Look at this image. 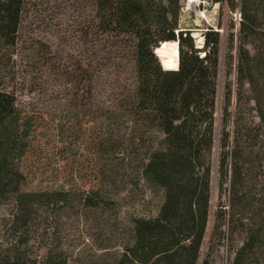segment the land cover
Returning <instances> with one entry per match:
<instances>
[{"label":"trees","instance_id":"trees-1","mask_svg":"<svg viewBox=\"0 0 264 264\" xmlns=\"http://www.w3.org/2000/svg\"><path fill=\"white\" fill-rule=\"evenodd\" d=\"M228 2L234 8L237 0ZM25 4L0 0V206L13 204L11 224L17 225L0 264H72L53 250L38 257L25 249L33 211L45 201L66 204L71 195L62 187L24 189L23 161L41 120L10 83L18 79L12 56L24 41ZM70 5L77 15L72 29L62 30L59 49L31 37L27 59L35 68L57 63L78 76L77 90L65 99L78 106L80 84L86 87L96 146L137 162L140 177L162 196L154 215L131 218L121 246L102 254L106 264H217L211 251L199 261L215 176L226 202L215 211L209 249L222 245L228 264H264V0H239L236 30L222 37L204 26L200 47L192 36L197 26L182 21L184 0ZM168 42L178 45L176 69L164 68L155 52ZM5 54L12 70L2 74ZM115 75L124 76L116 88ZM26 76L35 92L41 76ZM80 199L99 207L102 188L91 187Z\"/></svg>","mask_w":264,"mask_h":264},{"label":"rangeland","instance_id":"rangeland-1","mask_svg":"<svg viewBox=\"0 0 264 264\" xmlns=\"http://www.w3.org/2000/svg\"><path fill=\"white\" fill-rule=\"evenodd\" d=\"M70 2L25 0L21 38L24 41L12 56L16 60L14 68L18 79L10 83H16L19 101L41 114L31 149L23 161L24 189L51 191L62 187L71 191L66 204H47L45 200L49 195L41 198L45 204L33 211L25 226L28 240L25 249L38 257L53 250L58 256L68 257L72 264H106L102 254L109 248L121 246L123 238L130 233L131 218L154 215L162 196L160 190L149 189L140 177L137 162L129 163L111 156L107 147L96 146L93 130L97 125L86 114V87L80 84L78 106L65 99L77 90L78 76L58 69L57 63L35 68L27 59L30 44L34 43L31 37L49 42L54 50L59 49L63 42L62 30H71L72 16L77 15ZM239 11V0L234 8L228 0H197L195 3L184 0L182 21L197 26L192 29V35L196 45L201 46L204 26H213L225 37L228 31L236 30L238 22L234 14ZM37 46L40 47L38 43ZM45 51L43 47L44 59L50 57ZM1 62V67L6 66L2 74L12 70L13 62L8 55L5 54ZM26 74L36 80L41 76L35 92H30L35 85L25 81ZM123 78L111 77L115 88ZM220 104L219 91L218 112ZM91 187L102 188L103 200L99 207H87L80 199ZM219 201L226 202V196L219 197L215 176L211 182L209 217L199 261L211 251L213 262L228 264L230 255L222 245H215L211 250L208 246ZM13 209L12 203L0 206V250L10 245L17 226L11 224Z\"/></svg>","mask_w":264,"mask_h":264},{"label":"bare ground","instance_id":"bare-ground-1","mask_svg":"<svg viewBox=\"0 0 264 264\" xmlns=\"http://www.w3.org/2000/svg\"><path fill=\"white\" fill-rule=\"evenodd\" d=\"M197 0H186L187 3H195ZM164 68L176 69L178 66V45L175 42L163 43L155 49Z\"/></svg>","mask_w":264,"mask_h":264},{"label":"built area","instance_id":"built-area-1","mask_svg":"<svg viewBox=\"0 0 264 264\" xmlns=\"http://www.w3.org/2000/svg\"><path fill=\"white\" fill-rule=\"evenodd\" d=\"M234 20H236L237 22L240 20V13L239 12L234 14Z\"/></svg>","mask_w":264,"mask_h":264},{"label":"water","instance_id":"water-1","mask_svg":"<svg viewBox=\"0 0 264 264\" xmlns=\"http://www.w3.org/2000/svg\"><path fill=\"white\" fill-rule=\"evenodd\" d=\"M193 36V35H192ZM197 47H200V46H197Z\"/></svg>","mask_w":264,"mask_h":264}]
</instances>
